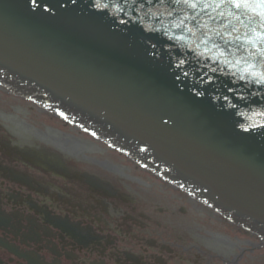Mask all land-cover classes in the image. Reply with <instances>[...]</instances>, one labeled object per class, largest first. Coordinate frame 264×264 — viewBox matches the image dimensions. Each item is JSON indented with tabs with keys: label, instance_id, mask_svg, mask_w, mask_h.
<instances>
[{
	"label": "water",
	"instance_id": "obj_1",
	"mask_svg": "<svg viewBox=\"0 0 264 264\" xmlns=\"http://www.w3.org/2000/svg\"><path fill=\"white\" fill-rule=\"evenodd\" d=\"M129 8L0 0V64L61 97L72 91L83 116L108 115L117 133L207 188L205 198L264 224V198L245 184L264 189V81L249 83L232 55V66L196 56L194 36L158 20L150 28Z\"/></svg>",
	"mask_w": 264,
	"mask_h": 264
},
{
	"label": "flooded vegetation",
	"instance_id": "obj_2",
	"mask_svg": "<svg viewBox=\"0 0 264 264\" xmlns=\"http://www.w3.org/2000/svg\"><path fill=\"white\" fill-rule=\"evenodd\" d=\"M4 103L0 264H264V250L184 196L92 158L99 153L73 131L32 124V132L19 103L6 111ZM33 150L58 155L64 171L28 162Z\"/></svg>",
	"mask_w": 264,
	"mask_h": 264
},
{
	"label": "snow or ice",
	"instance_id": "obj_3",
	"mask_svg": "<svg viewBox=\"0 0 264 264\" xmlns=\"http://www.w3.org/2000/svg\"><path fill=\"white\" fill-rule=\"evenodd\" d=\"M33 2H35V0H33ZM233 2L235 3V6L237 8L259 7L260 9H262L261 15H264V0H257V3L255 4H250L249 0H233Z\"/></svg>",
	"mask_w": 264,
	"mask_h": 264
},
{
	"label": "bare ground",
	"instance_id": "obj_4",
	"mask_svg": "<svg viewBox=\"0 0 264 264\" xmlns=\"http://www.w3.org/2000/svg\"><path fill=\"white\" fill-rule=\"evenodd\" d=\"M26 122H27L28 126L32 129V132H36V131H33V130H35V127L31 124V122H29V121H26ZM73 144L75 145V141H74ZM89 151L93 152V149H92L91 145H89Z\"/></svg>",
	"mask_w": 264,
	"mask_h": 264
},
{
	"label": "rangeland",
	"instance_id": "obj_5",
	"mask_svg": "<svg viewBox=\"0 0 264 264\" xmlns=\"http://www.w3.org/2000/svg\"><path fill=\"white\" fill-rule=\"evenodd\" d=\"M8 108V107H7Z\"/></svg>",
	"mask_w": 264,
	"mask_h": 264
}]
</instances>
